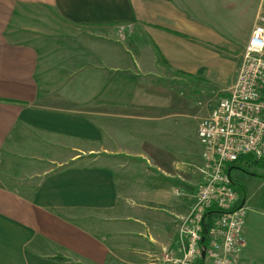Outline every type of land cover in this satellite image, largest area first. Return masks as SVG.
Returning <instances> with one entry per match:
<instances>
[{
  "label": "crops",
  "instance_id": "1",
  "mask_svg": "<svg viewBox=\"0 0 264 264\" xmlns=\"http://www.w3.org/2000/svg\"><path fill=\"white\" fill-rule=\"evenodd\" d=\"M258 15L264 0H0V264H164L201 182L198 123L239 62L197 115L187 96ZM244 238L236 264H264L263 206Z\"/></svg>",
  "mask_w": 264,
  "mask_h": 264
},
{
  "label": "built area",
  "instance_id": "2",
  "mask_svg": "<svg viewBox=\"0 0 264 264\" xmlns=\"http://www.w3.org/2000/svg\"><path fill=\"white\" fill-rule=\"evenodd\" d=\"M256 22L234 83L198 123L201 182L164 264H236L245 248L247 208L239 202L231 170L255 165L264 171V15Z\"/></svg>",
  "mask_w": 264,
  "mask_h": 264
},
{
  "label": "rangeland",
  "instance_id": "3",
  "mask_svg": "<svg viewBox=\"0 0 264 264\" xmlns=\"http://www.w3.org/2000/svg\"><path fill=\"white\" fill-rule=\"evenodd\" d=\"M232 44L237 49L228 51L231 57L226 50H212V53L208 55L206 61L201 65L200 73L205 80L196 84L195 88L199 91L198 93L187 96L190 99V113L193 111L197 115L198 112H201L206 107L208 102L214 101L226 89L232 74V58L235 57L240 65L246 47L240 46V43ZM9 171L8 173L1 170L3 172L2 176L7 179L8 183H11L14 179L26 181L34 178V176L28 174L22 176L14 169ZM231 176L237 194L245 195L247 211L249 206L264 207V171L262 168L255 165H240L238 169L233 168L231 170Z\"/></svg>",
  "mask_w": 264,
  "mask_h": 264
},
{
  "label": "trees",
  "instance_id": "4",
  "mask_svg": "<svg viewBox=\"0 0 264 264\" xmlns=\"http://www.w3.org/2000/svg\"><path fill=\"white\" fill-rule=\"evenodd\" d=\"M263 95H264V90H263ZM213 213H215V210L214 209H211L209 211L206 212L205 214V224H204V234L206 233V226L209 224V222L211 221V218L213 216ZM202 261H199V264H201Z\"/></svg>",
  "mask_w": 264,
  "mask_h": 264
},
{
  "label": "water",
  "instance_id": "5",
  "mask_svg": "<svg viewBox=\"0 0 264 264\" xmlns=\"http://www.w3.org/2000/svg\"><path fill=\"white\" fill-rule=\"evenodd\" d=\"M202 241H203V239H202ZM202 256H203V253H202Z\"/></svg>",
  "mask_w": 264,
  "mask_h": 264
}]
</instances>
